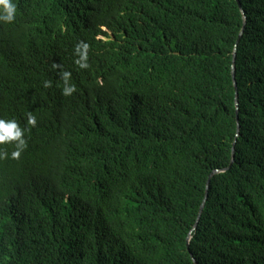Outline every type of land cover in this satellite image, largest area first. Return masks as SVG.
I'll list each match as a JSON object with an SVG mask.
<instances>
[{
  "label": "trees",
  "instance_id": "trees-1",
  "mask_svg": "<svg viewBox=\"0 0 264 264\" xmlns=\"http://www.w3.org/2000/svg\"><path fill=\"white\" fill-rule=\"evenodd\" d=\"M13 2L0 264H264V0Z\"/></svg>",
  "mask_w": 264,
  "mask_h": 264
},
{
  "label": "clouds",
  "instance_id": "clouds-1",
  "mask_svg": "<svg viewBox=\"0 0 264 264\" xmlns=\"http://www.w3.org/2000/svg\"><path fill=\"white\" fill-rule=\"evenodd\" d=\"M17 13V6L13 0H0V22L2 23H11L14 21ZM87 49L88 44L79 43L76 46V54L78 59L74 61L80 68H87ZM70 77L69 72H64L62 74V79L64 81V88L62 92L65 96L71 95L75 90L74 85L68 83ZM45 87L49 86V82L45 81ZM36 118L31 113L27 114V125L35 126ZM24 131L22 130L15 120H4L0 119V144H6L9 142H14L15 150L11 152V158H19L21 151L26 147V141L22 138ZM5 153L0 152V159L4 158Z\"/></svg>",
  "mask_w": 264,
  "mask_h": 264
},
{
  "label": "water",
  "instance_id": "water-1",
  "mask_svg": "<svg viewBox=\"0 0 264 264\" xmlns=\"http://www.w3.org/2000/svg\"><path fill=\"white\" fill-rule=\"evenodd\" d=\"M239 7L241 8V4L239 2V0H236ZM244 15V19H245V23H244V26H243V29H242V32L239 36V39L237 41V44L235 46V50H234V53H233V66H232V75H233V80H234V87H235V90H236V100L234 101L235 103V109H236V122L238 124V99H239V93H238V85H237V82H236V60H237V49H238V44L240 42V40L242 39L243 35H244V32H245V29H246V16H245V13H243ZM239 127L237 125V131H236V137L238 136L239 134ZM235 146H236V142L234 141V143L232 144V147H231V154H232V161H231V165L229 167V169H226V170H222V171H216L214 172L208 179L207 181V186H206V196H205V199L201 205V208H200V212H199V216H198V219H197V222L193 228V231L189 234L188 236V239H187V249H188V252L191 253V250H190V246H191V243H192V235H193V232L197 230L198 226H199V223L201 221V218H202V215H203V212L205 210V207H206V203L208 201V195H209V189H210V184H211V181L212 179L217 176V175H220L222 173H226L228 172L232 166L234 165L235 163V156H236V151H235ZM191 257L194 261L195 264H197L196 260L194 259L193 255L191 254Z\"/></svg>",
  "mask_w": 264,
  "mask_h": 264
}]
</instances>
